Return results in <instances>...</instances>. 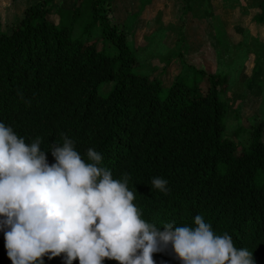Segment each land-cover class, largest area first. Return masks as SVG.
Segmentation results:
<instances>
[{
    "label": "trees",
    "instance_id": "1",
    "mask_svg": "<svg viewBox=\"0 0 264 264\" xmlns=\"http://www.w3.org/2000/svg\"><path fill=\"white\" fill-rule=\"evenodd\" d=\"M53 2L26 6L9 32L0 24V120L26 142L40 136L45 150L61 132L82 156L95 148L113 178L128 174L143 219L157 227L191 225L202 214L216 234L227 232L235 247L252 252L254 264H264L261 127L238 150L224 136L226 77L200 68L194 72L203 85L185 76L162 92L157 79L133 70L137 59L111 0H61L55 9ZM258 8L262 22L264 0ZM155 176L168 180L167 194L152 187ZM4 243L0 231V264H11ZM42 259L64 264L63 254ZM152 259L180 264L170 251Z\"/></svg>",
    "mask_w": 264,
    "mask_h": 264
},
{
    "label": "clouds",
    "instance_id": "2",
    "mask_svg": "<svg viewBox=\"0 0 264 264\" xmlns=\"http://www.w3.org/2000/svg\"><path fill=\"white\" fill-rule=\"evenodd\" d=\"M58 135L45 150L40 136L26 142L0 120V231L11 264L60 254L64 264H154L152 254L164 251L180 264H254L252 252L235 247L227 232L216 234L202 214L191 225L146 221L127 173L113 178L102 153L89 147L82 156L71 137ZM151 185L169 191L161 176Z\"/></svg>",
    "mask_w": 264,
    "mask_h": 264
},
{
    "label": "rangeland",
    "instance_id": "3",
    "mask_svg": "<svg viewBox=\"0 0 264 264\" xmlns=\"http://www.w3.org/2000/svg\"><path fill=\"white\" fill-rule=\"evenodd\" d=\"M35 1L9 0L0 10V21L15 22L16 15ZM111 1L113 19L124 30L137 59L135 72L157 79L162 92L175 78L185 76L203 85L204 76L196 74V69L225 76L224 136L233 138L237 150L246 148L252 130L260 126L259 140L264 143L260 0ZM60 3L54 0V9ZM50 19L56 22L53 15ZM10 28V23L1 26L2 32Z\"/></svg>",
    "mask_w": 264,
    "mask_h": 264
},
{
    "label": "crops",
    "instance_id": "4",
    "mask_svg": "<svg viewBox=\"0 0 264 264\" xmlns=\"http://www.w3.org/2000/svg\"><path fill=\"white\" fill-rule=\"evenodd\" d=\"M8 2H9V0H0V10H1V9L3 8V6L6 5ZM111 3H112V2H111ZM25 7H26V6H25ZM25 7L22 9L21 12L18 13V15H16V16H18V18H17V20H16L15 22H17L18 19L21 17V15H22V13H23ZM220 18H221V17H220ZM15 22H9V23H10V27H11V25H12L13 23H15ZM0 23H1L2 28H3V24H4V26H7V25L9 24V23H7V22L4 23V22H2V21H0ZM5 28H7V27H5Z\"/></svg>",
    "mask_w": 264,
    "mask_h": 264
}]
</instances>
